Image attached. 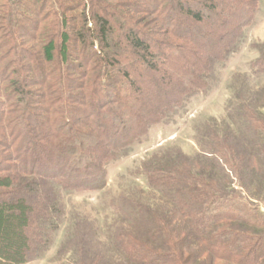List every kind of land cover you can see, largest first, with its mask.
Here are the masks:
<instances>
[{
  "label": "trees",
  "instance_id": "trees-1",
  "mask_svg": "<svg viewBox=\"0 0 264 264\" xmlns=\"http://www.w3.org/2000/svg\"><path fill=\"white\" fill-rule=\"evenodd\" d=\"M143 1L150 5L0 0V189H7L0 192V213L10 227L0 237V264H29L47 251L63 217L58 187L103 190L107 166L206 87L208 74L234 50L259 5ZM199 25L198 37L179 35ZM257 49L252 69L264 76V42ZM252 100L234 112L237 134L225 130L231 144L216 137L210 153L244 164L264 186V115ZM43 123L52 124V132ZM156 160L145 164L147 181L169 192L185 233L176 230L175 240L152 214L153 227L145 234L160 246L124 237L119 248L128 264H183V256L187 262L201 257L203 264H264V215L258 208L228 205L234 192L196 177L186 157ZM86 225L76 223L78 264H107L85 244Z\"/></svg>",
  "mask_w": 264,
  "mask_h": 264
},
{
  "label": "rangeland",
  "instance_id": "rangeland-1",
  "mask_svg": "<svg viewBox=\"0 0 264 264\" xmlns=\"http://www.w3.org/2000/svg\"><path fill=\"white\" fill-rule=\"evenodd\" d=\"M134 2L144 4L146 8L149 4L143 0ZM137 16L143 18V15ZM159 19L156 18L154 22L159 24ZM178 21L185 22L181 16H178ZM154 22L151 23V28L156 27ZM201 32L199 25L180 30L179 35L196 38ZM263 42L264 0H259L252 23L244 27L234 50L225 60L217 62L214 70L208 74L206 87L190 97L183 107L175 109L163 123L153 126L145 136L121 152L117 159L107 166L106 187L103 190L74 192L58 187L63 208L59 228L55 231L51 247L29 264H78L81 258L75 245L81 242L77 239L80 232L76 233L79 230L76 223H81L83 228L86 225L84 222H87L85 244H90L89 249L93 252L100 251L107 264H128L119 248L120 242L126 236L134 238L132 240L137 242L147 243L152 249L160 246V243L149 242L145 234L153 227L152 214L158 222L160 221L163 230L170 231V234L173 232V235L175 233V240L178 234L184 236L185 228L182 222L176 219L174 212V199L167 190L149 185L147 181L145 164L153 157L157 160L152 163L180 157L188 158L187 163L193 168L192 173L196 177L200 175L202 180L222 183L226 185L228 192H234L235 195H230L225 201L228 205L236 204L238 208L252 212L258 208L260 214L264 215V186L259 179L249 174L244 164L233 162L231 157L227 158L226 162L221 156H212L209 145L212 140L217 141L216 137L224 146L231 144L230 139L225 140L223 136L228 129L237 134L236 123L232 118L237 108L248 104V99L252 98V101L257 103L260 114L264 115V76L252 69L260 55L257 48ZM45 126L52 132V124L43 123L42 127ZM34 131V138L39 140L35 128ZM211 131L216 134L213 138H210ZM200 170L201 173L198 172ZM202 170L206 171V176H203ZM245 170L248 180L244 179ZM0 192H7V189H0ZM179 221L183 227H177L181 225ZM9 230L2 211L0 237L6 238ZM200 259L201 257H196L192 262H187L183 256L182 262L203 264ZM208 264L230 263L212 260Z\"/></svg>",
  "mask_w": 264,
  "mask_h": 264
}]
</instances>
